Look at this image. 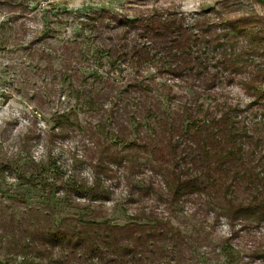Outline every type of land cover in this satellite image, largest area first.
<instances>
[{
    "label": "rangeland",
    "instance_id": "rangeland-1",
    "mask_svg": "<svg viewBox=\"0 0 264 264\" xmlns=\"http://www.w3.org/2000/svg\"><path fill=\"white\" fill-rule=\"evenodd\" d=\"M9 8H0V21L19 17L7 24L12 33L9 30L6 36L12 44L0 47V161L10 162L18 155L22 157L20 164L38 163L51 152L68 168L75 159L82 177L90 181L91 163L101 150L110 152L117 162L111 164V178L105 181L111 197L103 202L68 200L62 193L22 184L16 176L3 174L0 264H21V258L7 261L4 257L10 240L3 235L11 232L13 212L25 217L21 211L35 208L51 211L58 224L69 219L108 226L119 243L132 238L140 245L150 239L156 254L146 250L148 257L144 252L139 264H159L158 252L166 241L174 249L170 264H264V2L32 0L23 12ZM56 11L66 14L55 16ZM102 11L108 18L119 15L129 19L148 15L170 19L182 14L188 26L184 28L187 37H181L193 40L197 36L198 42L188 41L195 53L185 60V55H172L178 47L175 43L164 54L158 41H152L154 61L146 63L140 72L150 90L132 86L140 81L139 76L124 68L122 74H108L93 88L95 107L90 110L69 93V81L40 71L49 65V60L40 59V50L47 47L45 43L58 49L63 41L74 37L81 45L87 39V33L80 32L82 21ZM20 24L24 34L17 26ZM4 30L0 29V38ZM45 32H51V37L32 45L37 56L31 60L23 57L28 50L22 43ZM16 38L23 40L17 41L18 46L13 44ZM221 42L224 46L219 48ZM221 54L224 62L217 70L214 63ZM166 55L170 69L159 66ZM194 56L199 58L194 60ZM51 64L55 76L59 62ZM175 64L185 72L173 75L172 69L180 70L173 67ZM82 67L86 68L77 64L80 72ZM79 80L73 82V90L83 91L85 96L87 86ZM108 93L114 97H106ZM111 104L121 109L118 112L125 110L122 116L115 115L113 124L109 121L111 113L106 112ZM157 104L168 116L161 121H142L147 134L139 135L134 122L127 118L137 112L136 105L154 109ZM64 113L69 116L57 128L56 119ZM102 122L104 131L119 127L120 135L99 133ZM57 132L61 135H53ZM123 156L127 162H121ZM188 173L203 179L200 190L184 194L173 206L166 181ZM248 205L256 208L257 216L231 220L224 216L226 208ZM34 223L37 227L38 219ZM35 227L29 231L37 237L40 227ZM164 230L173 233L171 240L165 238ZM46 249L43 245L41 252L35 250L43 264L50 263L51 252ZM53 254L58 259L56 247Z\"/></svg>",
    "mask_w": 264,
    "mask_h": 264
},
{
    "label": "trees",
    "instance_id": "trees-1",
    "mask_svg": "<svg viewBox=\"0 0 264 264\" xmlns=\"http://www.w3.org/2000/svg\"><path fill=\"white\" fill-rule=\"evenodd\" d=\"M32 0H0V8L10 7L18 8L21 12L28 8V2ZM264 2V0H260ZM12 7V8H11ZM33 9V7H31ZM14 13V12H12ZM105 11L99 13H92L87 15L86 21H82L80 26V32L87 33V39L81 41V45L76 37L73 40L67 39L63 41L61 46L56 49L50 44L45 43V40L51 37V32L39 34L37 38L31 39L29 43H22L24 50L28 53L23 55L27 59H34L37 56L35 48L32 45L43 41L47 47L42 46L40 50V59L49 60V65H45L43 70L45 76H52L54 79L57 76L61 81H69L70 91L76 99H81L83 105H86L88 109L94 110L95 99L93 96V88L100 84L108 74H122L123 69H130L134 71L135 75L139 78L136 83L132 86L145 87L146 90H150L148 82L142 81L144 76L140 74L141 69L145 67L146 63L154 61L151 53L152 43L156 44L158 41L159 45L162 46L164 54L169 52L171 43H175L173 56H183L187 60L191 55L195 53L193 45L188 44V41L198 42L197 36H194L193 40L184 35V28L187 19L181 14L179 17L171 16L170 19L162 18V15L153 16H142L133 19H129L125 16H116L114 18H108L104 15ZM66 14L65 11H56L55 16H61ZM18 15L6 17L7 20L0 21V29H5L0 38V47L5 48L10 42V37L6 36V33L10 32L11 28L7 27L12 20L18 18ZM189 18V17H188ZM186 21V22H185ZM61 22V19L57 21ZM21 27L22 25H17ZM14 30V29H13ZM21 33L24 34L25 30L21 27ZM12 33V30H11ZM17 34L18 31L13 32ZM79 36V32L75 33ZM136 37H140L137 41ZM182 39V41H181ZM22 39L16 38L14 45L18 46L17 41ZM37 41V42H36ZM59 41V40H57ZM153 41V42H152ZM87 43L89 48L82 46ZM224 43L219 44V48L223 47ZM7 50V48H6ZM191 50V51H190ZM35 53V54H34ZM34 55V56H33ZM169 55V54H168ZM161 57L160 67H168L170 65L167 62V56ZM224 54H221V58L218 62H215V68L218 70L220 65L223 64ZM199 57L194 56L193 59ZM52 61L59 62V68L55 70V76L52 75L51 69ZM83 64L86 68H81V72L77 68V64ZM126 65L125 67H123ZM173 67L180 69L177 64ZM172 67V68H173ZM191 70V69H190ZM74 72L79 76L80 83L87 86L86 94L83 95V91L73 90V82L78 79L75 75H71L69 72ZM172 74L177 76L182 74L183 70L173 71ZM177 74V75H176ZM142 79V80H141ZM128 89L125 90V92ZM105 96V95H104ZM106 97L113 98L111 93L106 94ZM110 101V100H108ZM111 109L106 112L111 113L109 121L111 124L115 122V115L122 116V112H118L117 106L111 104ZM103 107V106H102ZM137 112L132 113L128 120L134 122L135 131L142 135L147 134L145 129L141 127L142 121L154 119V121H161L163 117H167L168 113L162 108L161 104H157L153 109L150 107H143L136 105ZM106 114V113H104ZM69 116V113H64L58 116L56 119V126L59 128ZM140 117L141 122L136 121V117ZM116 120V124H118ZM161 125V123H160ZM141 127V129L138 128ZM102 128L99 133L106 132L103 135H120L119 127L116 131H104V123L99 125ZM156 129V127H155ZM53 135H61L57 132ZM26 157V156H25ZM22 157H13L10 162L2 163L0 161V177L4 174L5 176H16L17 180L22 184H28L31 186H40L44 191H54L62 193L68 200L83 199L88 202H103L110 199L112 192L105 184L106 179L111 178V164L117 162L116 157L110 152L101 150L98 157L91 163L92 169V180L82 177L78 166H76V160L72 161L70 168L64 163H61L60 157L57 158L51 152H49L46 158L40 160L38 163H18ZM127 162V156H123L121 162ZM128 177H130L129 173ZM203 179L197 173L194 177L190 174L175 176L174 179L166 181L165 187L167 192L171 194L170 203L179 200L184 194L189 192H196L200 190L199 183H203ZM135 187L139 188L138 182L133 183ZM256 208L253 205L248 206H237L235 208H226L225 217L231 220L234 217H241L243 219H250L256 215ZM25 217L19 216V211L13 212L10 218V229L9 234H4L3 238H9L10 247L4 252V257L7 261L21 258V264H43V258L40 254H37L35 250H42V246H47L46 250H49V264H139V261L143 258L145 252L146 257L148 253H155L153 249V243L149 239V244L143 243L137 245L138 241L132 242V238H128L123 243H119L116 235L113 234L112 228L108 226H100L96 224H82L77 221L67 220L63 223H55L51 211L46 209H24ZM171 212L175 214V210ZM38 219V225L40 227L39 236L35 237L33 232L29 229L35 227V220ZM14 222V224L12 223ZM23 222V224H22ZM29 229L26 231L25 227ZM35 227V228H37ZM16 232H19L15 234ZM136 231L134 232V234ZM21 237L15 239L18 235ZM159 234H162L160 231ZM163 234L166 239L171 240L173 233L170 230H164ZM140 238V235H137ZM136 237V235L132 236ZM57 248L59 252L58 259L53 257V249ZM147 247V248H146ZM159 264H170L171 256L174 254L172 243L165 242L160 247ZM156 254V253H155Z\"/></svg>",
    "mask_w": 264,
    "mask_h": 264
}]
</instances>
